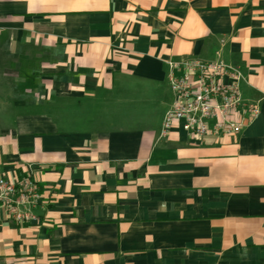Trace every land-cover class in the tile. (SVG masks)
<instances>
[{
  "label": "crops",
  "instance_id": "1",
  "mask_svg": "<svg viewBox=\"0 0 264 264\" xmlns=\"http://www.w3.org/2000/svg\"><path fill=\"white\" fill-rule=\"evenodd\" d=\"M188 58L240 66L260 116L162 138ZM28 175L0 264H264V0H0V178Z\"/></svg>",
  "mask_w": 264,
  "mask_h": 264
},
{
  "label": "built area",
  "instance_id": "2",
  "mask_svg": "<svg viewBox=\"0 0 264 264\" xmlns=\"http://www.w3.org/2000/svg\"><path fill=\"white\" fill-rule=\"evenodd\" d=\"M167 64L174 103L165 115L162 138L175 128L199 141L209 135L236 137L260 116V105L247 102L242 96L241 88L247 78L240 66L196 58ZM43 198L39 183L31 175L16 181L0 178V207L18 226L38 220L35 211Z\"/></svg>",
  "mask_w": 264,
  "mask_h": 264
}]
</instances>
